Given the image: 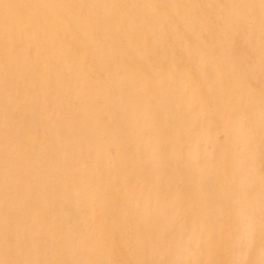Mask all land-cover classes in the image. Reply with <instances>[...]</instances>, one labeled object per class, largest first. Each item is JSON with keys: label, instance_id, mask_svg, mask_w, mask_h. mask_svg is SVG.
<instances>
[{"label": "rangeland", "instance_id": "rangeland-1", "mask_svg": "<svg viewBox=\"0 0 264 264\" xmlns=\"http://www.w3.org/2000/svg\"><path fill=\"white\" fill-rule=\"evenodd\" d=\"M0 264H264V0H0Z\"/></svg>", "mask_w": 264, "mask_h": 264}, {"label": "bare ground", "instance_id": "bare-ground-1", "mask_svg": "<svg viewBox=\"0 0 264 264\" xmlns=\"http://www.w3.org/2000/svg\"><path fill=\"white\" fill-rule=\"evenodd\" d=\"M158 1H159V0H158ZM221 2H222V1H221ZM211 4H212V3H211ZM213 5L215 6V4H213ZM83 10H84V9H83ZM134 21H135V20H134ZM152 24H153V23H152ZM45 134H46V133H45ZM252 162L255 163L254 160H253ZM257 165H258V162H257ZM217 180H218V179H217ZM214 181H215V180H214ZM198 182H199V181H198ZM212 182H213V181H212ZM216 182H217V181H216ZM214 183H215V182H213L212 185H214ZM215 184H216V183H215ZM205 185H206V184H205ZM208 186H209V185H208ZM210 196H211V195H210Z\"/></svg>", "mask_w": 264, "mask_h": 264}]
</instances>
